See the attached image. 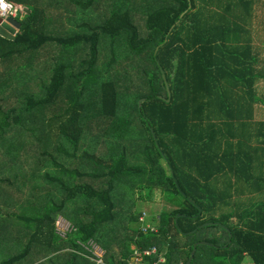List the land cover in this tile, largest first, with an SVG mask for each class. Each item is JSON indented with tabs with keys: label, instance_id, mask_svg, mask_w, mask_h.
Masks as SVG:
<instances>
[{
	"label": "trees",
	"instance_id": "trees-1",
	"mask_svg": "<svg viewBox=\"0 0 264 264\" xmlns=\"http://www.w3.org/2000/svg\"><path fill=\"white\" fill-rule=\"evenodd\" d=\"M8 1L25 14L13 40L0 36V264H95L80 245L89 241L105 251V264L136 261L134 247L157 249L143 264L160 256L164 264H188L198 243L214 247H197L192 264H264V121L254 119L264 65L251 43L264 0H104L103 10L100 0H68L72 26L80 10L99 17L88 34L67 37L51 35L60 17L37 0ZM51 43L67 56V47H87L88 59L72 73L73 60L62 55L50 65L38 53ZM102 49L109 59L101 68ZM122 60L127 64L117 66ZM84 142L89 173L77 170L76 188L57 190L56 175L41 171L47 188L40 191L48 193L24 191L25 149L46 156L42 145L55 144V152L73 156V146L76 156ZM140 178L138 190L148 192L138 198L148 203L156 191L165 198L157 234L143 232L136 207L120 211L117 184L127 192ZM61 216L76 229L66 238L58 232ZM212 223L218 225L199 229ZM24 228V250L6 258Z\"/></svg>",
	"mask_w": 264,
	"mask_h": 264
},
{
	"label": "rangeland",
	"instance_id": "rangeland-1",
	"mask_svg": "<svg viewBox=\"0 0 264 264\" xmlns=\"http://www.w3.org/2000/svg\"><path fill=\"white\" fill-rule=\"evenodd\" d=\"M104 2H105L104 0H100V2H99L101 4V6L99 7L100 10H103L102 3H104ZM36 4L40 8L47 9L48 13L50 12L49 13L50 16H51V14H53L55 17H60V18H57L58 19L57 22L59 24L54 25L52 28L54 33L53 34L50 33L51 35H55V36L67 37L69 34H72V32L75 30H77V32L87 33L93 27L94 20L99 17L97 15L98 12H96V11L83 12L82 10H80L79 13H77V15H76L75 23L72 26L71 24L68 23V20L66 18L67 14H68L66 12V10L67 9H74V8H72V4H70L68 0H37ZM59 5H62V6H59ZM261 10H264V7L262 9L261 6H258V4H257L256 5V11H257L256 17L258 19L255 18L254 22H253V25H255L256 27L259 25V23L264 22V12H262ZM73 16L74 15L70 16V18ZM60 22H62V23H60ZM136 23L139 26L141 32L143 34L146 33L147 30L145 27L146 24H145V18H144L143 14H139V15L137 14ZM255 26L253 29L256 32L257 29ZM60 27L61 28L63 27L64 29L60 30ZM255 35H258V34H255ZM49 45H51L49 48L52 50H46V48H45L40 53H38L41 56V59H44V62H50V65H51V61H53L54 58H56L57 56H61V55L63 56V58H61V59H65V61H67V62H70L71 60H73L74 67L69 68L67 70V72L72 73V71H74V72L78 71L80 68V66H79L80 61L82 59H85V58L88 59L87 56L89 53V49L87 47H85L83 49L81 46L67 47L66 49L69 52L68 56H67L66 52H64V47H63V50H61L62 47L57 43H51ZM262 50L264 51V44L262 46ZM70 53H74L76 56L70 55ZM76 53H78V54H76ZM108 59H109L108 50L102 49L101 50V56H100L99 63H98L101 68L103 67V65H102L103 62L107 61ZM122 63H123L122 66L127 64L126 60H122V62L118 61L116 63V65L120 66ZM258 71H262L261 67L259 68ZM100 76L106 77V78L108 77L106 71H101ZM42 86H44V85H42ZM42 86H41L42 92H45V88ZM23 92H24V89L20 90V93H23ZM35 92L38 93V89H36ZM2 97H3V95H0V103H2V101H3ZM161 98H163V97L161 96ZM14 100H15V98H14ZM139 102L141 103L143 101L140 100ZM45 124H46V121L41 123L42 126H45ZM139 126L140 125H138L137 127H139ZM24 134L26 136L27 132H25ZM24 134L21 135V140H23V142H24ZM14 136L8 139L12 143H13ZM25 142L28 143V140H26ZM54 146H55V144H54ZM54 146L51 144L48 146L42 145L41 151L44 152V154H46V156H35V155H33V153L30 154V150L34 146L33 147L30 146L27 149H25L23 152L24 156H20L19 162H21V164H22L21 168L23 170H25V172L22 173V175L24 178L28 179L27 188L24 191L26 193H27V191H30V194L32 195V197H33V195L34 196L40 195L41 193H44V195H45L46 193H48V190L45 191V189H44L45 192L40 191L42 189V186H44V188H47L45 182L42 181V174L41 173L38 174L41 171H44L42 173L48 172L52 176L56 175V177L58 179V183H54V185H56L55 189L60 190L62 192H66V189L63 188V185L67 186V188L68 187L76 188V186L79 183H81L80 179H79V175H78L79 173L77 171L78 169H81L82 171L86 170V172L89 173L88 166H86V163L82 160V157L84 155V151H85V149L87 150V148H88L86 142L83 143V149H80V151L77 152L76 156L74 155L76 150L73 146L67 147L68 152L72 153L73 156H68L61 151L55 152ZM0 153L2 154V150L0 151ZM97 156L101 157V159L106 157V155H102L101 153H98L96 155V157ZM127 163L130 165H133L134 162H132V160L131 161L129 160ZM134 164H137V163H134ZM58 166H61V169ZM16 170L17 169L12 168V171L15 172ZM10 178H12V177H10ZM132 183H133L132 186H127V187L128 188L133 187V189L132 190L127 189L128 190L127 192L125 191L124 186L120 187L117 184L116 192L120 196L119 198L122 200L121 204L123 206V207H121L120 211L129 213L133 207H136V208H133V212H132L134 215H136V217L141 218L142 216L147 214L148 218H149V219L147 218L145 222L141 221V223L143 224V225L141 224V229H142V227L145 228L147 226H153L156 228L157 223L155 221H156V219L159 218L160 211L162 210L163 204H165L164 196L160 193V191H156L154 197L151 198V201L146 203V202H144V200L142 198H138L140 196L145 197V195L148 192V190H143L142 191L143 193H142L138 190L139 187H143L144 179L140 178V182L132 180ZM51 188H52V186H51ZM140 194H142V195H140ZM63 197L65 198L66 196H63ZM6 198H9V196H6ZM9 202L11 204H13V203L18 204L16 202V199H13L12 201L10 199ZM22 204H23V202H21V206H22ZM127 204H129V206L124 207V206H127ZM19 206H20V204H19ZM31 215L32 214H30L29 217ZM14 220L16 221V219H14ZM67 221L68 220L66 218H64L63 216L60 217L59 222H61V223H58V229L60 231L66 232L65 231L66 228L62 227V225L65 222L68 223ZM68 224H71V223H68ZM15 229H18V228H15ZM26 231H27V228H26V230H25V228L21 229V231L17 230L16 232L14 230L15 233L13 236V241L14 242L20 241V243L15 244V247L11 250V252H9L6 255V258L16 256L18 253H20L21 251L24 250V248H25L24 244H26V242L28 241L27 236L29 235V233H26ZM32 259H33V257H32ZM37 260H40V258ZM1 261H2V259H1ZM42 261H44V260H41L40 262H42ZM53 261H57V259H54ZM53 261H49L47 264H52L51 262H53ZM19 264H30V261L28 259L27 261H24V262L19 263ZM140 264H143V263H140ZM145 264H147V263H145Z\"/></svg>",
	"mask_w": 264,
	"mask_h": 264
},
{
	"label": "built area",
	"instance_id": "built-area-1",
	"mask_svg": "<svg viewBox=\"0 0 264 264\" xmlns=\"http://www.w3.org/2000/svg\"><path fill=\"white\" fill-rule=\"evenodd\" d=\"M20 14H25V9L19 5H16L13 2H10L8 0H0V18L3 19V22H6L7 19H17L19 17ZM148 218V215L145 214L143 216V218L141 219L142 222H145L146 219ZM62 222V221H61ZM59 222V223H61ZM62 227L66 228V232H62L58 229V232L60 233V235L63 238H66L67 235L71 232V231H76V229L68 223H64L62 225ZM151 233H158V228L153 227V226H147L144 228L145 233L148 232ZM81 247L87 252V254L85 255L89 260H91V262L95 263V264H105V251L94 241H89V243L86 244H81ZM134 251V257H136V261H132L129 264H140V258L144 257V258H155L157 257L158 251L156 248L150 249V250H146V251H142L139 248L134 247L133 248ZM165 263V258L163 256H160L157 260L156 263L154 264H164Z\"/></svg>",
	"mask_w": 264,
	"mask_h": 264
},
{
	"label": "crops",
	"instance_id": "crops-1",
	"mask_svg": "<svg viewBox=\"0 0 264 264\" xmlns=\"http://www.w3.org/2000/svg\"><path fill=\"white\" fill-rule=\"evenodd\" d=\"M16 5H19V6L23 7V5H20V4H16ZM262 5L263 6H261V8L263 9L264 4H262ZM23 8L25 9V7H23ZM261 11L264 12V10H261ZM22 15L23 14H20L19 16H22ZM254 26L255 25L251 26V32H252V42L251 43H252V46L254 48L253 53L254 54H256V53L259 54L258 57L260 58L261 64L264 65V51L262 50V46L264 44V24L258 25L257 27L255 26L256 29H257L256 32L253 29ZM17 32H18V30H16V33ZM255 34H258V35H255ZM263 68H261V69L264 71ZM258 95H259V97L261 99H263V101L255 104V107H254V115H255L254 119H255V121H264V77H263V80H261V82H259Z\"/></svg>",
	"mask_w": 264,
	"mask_h": 264
},
{
	"label": "water",
	"instance_id": "water-1",
	"mask_svg": "<svg viewBox=\"0 0 264 264\" xmlns=\"http://www.w3.org/2000/svg\"><path fill=\"white\" fill-rule=\"evenodd\" d=\"M20 28V23L18 22L17 19H7L6 22H3V19L0 18V36L3 37V38H6V39H10V40H13L15 38V35H16V30H18ZM164 78L167 82V86H168V90H169V94L170 96H172V93H171V89H170V85H169V82H168V79H167V76L164 72ZM141 101H144L141 100ZM166 159V158H165ZM166 161L168 162V160L166 159ZM169 163V162H168ZM171 167V166H170ZM172 171V170H171ZM172 174H173V171H172ZM177 183V182H176ZM178 186V189L179 191L184 195L185 193L182 191V189L180 188V186L177 184ZM214 225H218V224H205V225H202L201 227H199V229H203V228H207V227H211V226H214ZM225 228V227H224ZM228 230V229H226ZM197 231H194L192 233H189V234H184L185 236H189V235H193L195 234ZM210 246V247H214L213 245L209 244V243H198L194 246V249H193V252L191 254V257H190V260L188 261V264H192V261L194 259V255L196 253V250H197V247L199 246Z\"/></svg>",
	"mask_w": 264,
	"mask_h": 264
}]
</instances>
